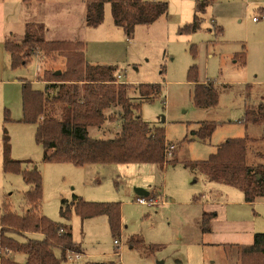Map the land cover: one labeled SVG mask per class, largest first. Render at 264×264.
<instances>
[{
    "label": "rangeland",
    "instance_id": "rangeland-1",
    "mask_svg": "<svg viewBox=\"0 0 264 264\" xmlns=\"http://www.w3.org/2000/svg\"><path fill=\"white\" fill-rule=\"evenodd\" d=\"M1 1L16 32H24V19L42 17L48 40L83 42L90 64L114 66L125 83L161 84L156 96L142 100L138 113L150 126L163 127L167 145L174 149L163 168L153 163L76 166L44 161V147L35 137L37 125L20 122L22 80L32 82L36 89H48L51 82L42 77L47 72H63L66 59L57 52L35 49L27 64L13 68L9 63L0 73V215L5 204L20 215L31 208L24 199L30 186L23 175L4 171L6 131L8 160H20L23 169L38 168L42 174L43 196L36 212L70 225L80 245L82 258L61 264H240L241 246L251 244L254 233H264V200L248 203L239 188L211 182L184 163L209 158L229 138L264 136V123L244 121L248 106L264 102V0H166L167 13L151 25L137 26L131 36L114 24L110 3L105 4L103 22L89 27L85 0ZM195 15L199 29L182 31ZM192 65L197 67L199 82L216 83L215 106L195 105L188 77ZM51 90L50 97L55 92ZM6 109L13 118L7 123ZM114 110L117 113L119 107ZM203 122L217 124L206 139L197 135ZM120 130L119 124L108 121L102 129L92 127L88 132L91 137L108 139ZM247 162L264 163V141L249 142ZM139 190L150 192L155 205L139 204ZM74 195L87 202L121 203L117 233L112 232L105 214L83 219L72 207L70 220L62 217V200L71 202ZM210 200L223 203L219 208L226 210L229 222L213 221L212 232L203 233L200 214ZM232 228L237 229L232 233ZM55 251L60 257L61 251Z\"/></svg>",
    "mask_w": 264,
    "mask_h": 264
},
{
    "label": "trees",
    "instance_id": "trees-1",
    "mask_svg": "<svg viewBox=\"0 0 264 264\" xmlns=\"http://www.w3.org/2000/svg\"><path fill=\"white\" fill-rule=\"evenodd\" d=\"M106 3L111 5L114 24L121 27L128 36L133 34L137 26L151 25L168 10L166 0H85V17L89 27H97L103 22ZM198 19L195 15L194 20L185 25L182 31L198 30ZM4 48L10 54L13 68L27 64L35 49L45 53L57 52L66 59V69L60 75L53 71L45 73L42 77V80L45 78L44 80L51 82L50 89H55L52 97L46 86L45 89L39 90L30 81L22 82L23 113L20 122L37 125L35 137L44 147V161L68 162L76 166L153 163L162 168L168 163L167 148L172 144L167 145L165 129L150 126L138 113L142 100H150L156 96L161 91V84L125 83L120 80L121 74H115L114 66L90 64L84 56L83 42L50 41L45 36V29L34 22L27 23L21 42H5ZM188 77L194 86L195 105L215 106L219 98L216 83L211 80L206 83L199 82L195 65L190 67ZM58 104L62 106L57 108ZM116 107H119L117 113L114 110ZM10 121H13V118L6 109L4 122ZM108 121L120 125L121 130L117 136L102 139L89 135V128L101 129ZM244 121L255 125L264 123V102L248 106L245 109ZM216 127L214 122H203L197 135L206 139ZM257 140L264 141V136L253 138L245 135L229 138L220 144L209 158L183 163L186 167L200 170L211 182L239 188L248 203L261 201L264 200V163L247 162V146L249 142L255 143ZM2 142L5 154L4 171L23 175L24 181L30 186L24 193V199L31 208L27 213L20 215L12 212L7 204L2 206L0 264H61L62 260H66L67 251L82 253L80 245L73 239L70 225L54 222L36 212L43 196V178L40 170L23 169L20 160H8L10 150L6 131ZM257 155L262 156L260 152ZM148 194L149 192H146L143 195ZM72 207L83 219L107 215L113 233H117L120 227L119 202H87L74 195L71 202L62 200L60 212L66 220L71 218ZM214 216L215 212L202 213L200 229L203 233L210 231ZM57 249L61 251L60 257L56 255ZM18 254L24 256L23 261L13 257ZM240 264H264L263 232L255 233L251 244L241 246Z\"/></svg>",
    "mask_w": 264,
    "mask_h": 264
},
{
    "label": "crops",
    "instance_id": "crops-1",
    "mask_svg": "<svg viewBox=\"0 0 264 264\" xmlns=\"http://www.w3.org/2000/svg\"><path fill=\"white\" fill-rule=\"evenodd\" d=\"M27 2L31 3L29 1H26L25 3H27ZM5 4H6L5 2H2L0 0V73L4 72L6 69L9 68L8 67L9 63L11 64L10 54L4 48L5 42L12 41V40H14L13 38H20V36L24 38V36H25V27H24V32L23 33L16 32V30L13 29V27L15 26V23L12 22L10 19L6 18V15H5ZM25 5L27 6V4H25ZM41 18L42 17H39V16L37 17L36 15H35V17L32 16V17L26 18V19H24V23H25L24 26H26L27 23L36 22L39 26L44 27ZM23 38L21 40H23ZM23 81L24 80H22V82ZM88 165H91V164H88ZM146 192L147 191H145V190H139V194L140 195H143ZM203 197H206V196H203ZM204 204L206 205V208L202 209L201 214H200L201 216H202V213L204 211L215 212V216L212 219L211 224L213 223V221H224L226 223L229 222L227 220L226 210H223V209L219 208V207H223V206H221L223 203H219L218 200H213V201L210 200V201H207ZM230 223H233V222H230ZM236 229L237 228H234V229L232 228L231 232L232 233L235 232ZM210 231L212 232L211 229H210ZM17 256H21L22 259H20V258L17 259ZM13 257L16 260H18V261H23L24 260V256L21 255V254L14 255Z\"/></svg>",
    "mask_w": 264,
    "mask_h": 264
},
{
    "label": "built area",
    "instance_id": "built-area-1",
    "mask_svg": "<svg viewBox=\"0 0 264 264\" xmlns=\"http://www.w3.org/2000/svg\"><path fill=\"white\" fill-rule=\"evenodd\" d=\"M262 19H264V14L261 17ZM258 18L254 17L253 20H257ZM120 77V76H119ZM172 149H174V146L171 145L169 146V148H167V155H170V152H172ZM136 201L139 204L142 205H155L156 200L154 199V197L151 195V193L149 192L148 195H138L136 197ZM116 244H119V241H115ZM0 256H1V252H0ZM83 254L79 253V252H72V251H67L66 253V260H70L72 263H77L81 258H82Z\"/></svg>",
    "mask_w": 264,
    "mask_h": 264
},
{
    "label": "water",
    "instance_id": "water-1",
    "mask_svg": "<svg viewBox=\"0 0 264 264\" xmlns=\"http://www.w3.org/2000/svg\"><path fill=\"white\" fill-rule=\"evenodd\" d=\"M61 73H62L61 70H57V71L55 72L56 75H60ZM159 264H163V263L159 262Z\"/></svg>",
    "mask_w": 264,
    "mask_h": 264
}]
</instances>
